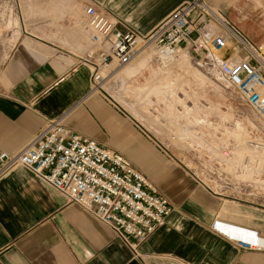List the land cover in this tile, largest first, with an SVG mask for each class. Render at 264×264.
<instances>
[{"label": "crops", "instance_id": "crops-1", "mask_svg": "<svg viewBox=\"0 0 264 264\" xmlns=\"http://www.w3.org/2000/svg\"><path fill=\"white\" fill-rule=\"evenodd\" d=\"M180 1L0 0V152H17L49 121L62 120L123 154L173 205L135 253L85 208L17 166L0 178V264H264V249L237 241L257 234L264 244V200L211 190L125 110L124 96L121 103L92 88L87 4L144 35ZM210 2L236 26L251 21L252 0ZM259 22L247 28L256 39L264 36Z\"/></svg>", "mask_w": 264, "mask_h": 264}, {"label": "built area", "instance_id": "built-area-1", "mask_svg": "<svg viewBox=\"0 0 264 264\" xmlns=\"http://www.w3.org/2000/svg\"><path fill=\"white\" fill-rule=\"evenodd\" d=\"M83 20L94 48L85 59L92 66L94 90L101 89L104 71L129 64L141 46L151 45L156 57L187 49L205 71L217 70L264 124V44L229 26L207 0H181L144 35L94 2L84 7ZM17 166L85 208L135 253L173 210L123 154L71 131L62 120L49 121L17 152H0V178ZM237 241L244 248L264 249L256 240Z\"/></svg>", "mask_w": 264, "mask_h": 264}, {"label": "rangeland", "instance_id": "rangeland-1", "mask_svg": "<svg viewBox=\"0 0 264 264\" xmlns=\"http://www.w3.org/2000/svg\"><path fill=\"white\" fill-rule=\"evenodd\" d=\"M213 7L217 11V7L214 5ZM251 7V13L247 18L251 21L246 23V28L243 29L238 25L244 22L235 23L253 41L264 44V36L256 39L248 33L250 27L258 29L263 24L259 21L264 18V0H252ZM226 16L231 19L232 14ZM1 31L2 26L0 25ZM87 35L90 40L89 31H87ZM147 50L151 53L154 66H162L155 60L154 48L150 45ZM184 51L189 55L190 66L180 69L176 64H172L168 68H163L162 71L170 69L172 71H170L172 73L171 78H182V88L175 91L174 106L176 111L185 114L183 110L179 111L181 107L182 109L185 107L184 109L189 113L190 108L188 105H192V102L197 103L198 110L196 111L199 113L205 109L204 111L208 114L206 120L210 123L209 127L200 128L195 126L185 137H181V134L179 137V134L175 132L176 130H173L174 127L181 125L175 122L178 113L172 115V112L168 109L169 103L164 99V96H159L156 90H152L153 85L146 87V84H143L146 82V77H150L147 75L149 74L148 70H144L141 75L136 77L134 74L126 73L128 65L121 66L120 69L110 74L112 75L111 78H109L110 75L106 78L100 90L112 92L113 96L121 103H124L122 100L124 96L125 110L163 142L169 151L171 150L172 157L177 159L199 182L216 192L236 194L249 199L250 197L252 199L256 197L258 201L264 200V169L260 174L263 179L237 177L235 174L233 175L231 169L224 168L219 159V153L226 156L231 153L233 141L230 139L225 143L211 145L213 139L222 137L223 125L233 127L236 121L245 117L244 122L239 123V127L249 121L264 133V124L233 88L223 81L217 70L205 71L199 58H195V55L193 56L187 49H184ZM137 59L139 57H135L130 63H135ZM191 69H196L198 72L191 71ZM220 113L226 117L220 115ZM248 140V142L256 144L255 138L250 137ZM248 154L249 151L243 152L245 163L248 161ZM257 158L253 163L260 166L264 165L262 157L258 156ZM236 170L240 171L241 166ZM251 193L252 196H250Z\"/></svg>", "mask_w": 264, "mask_h": 264}, {"label": "bare ground", "instance_id": "bare-ground-1", "mask_svg": "<svg viewBox=\"0 0 264 264\" xmlns=\"http://www.w3.org/2000/svg\"><path fill=\"white\" fill-rule=\"evenodd\" d=\"M208 5H210L209 2H208ZM227 20L229 21L227 22L229 26L235 27V29L238 30L240 33L242 32L228 17H227ZM147 47L148 46H143V47L141 46V48L139 49L138 53L135 56V57H139V59H137L135 63H129L127 64L128 66L125 65L127 66L126 73L134 74V76L137 77L141 75L144 70L149 71V74L147 75H149L150 77H146V82L143 84H146V87L147 86L150 87L149 85L151 86L153 85L152 90H156L159 93V96L161 95L164 96L165 97L164 99H166V101L169 103L168 109L170 112H172V115H175V113H178L177 118L175 119L176 121L175 120L174 121L177 122V124H181V125L176 126V128L173 126L174 127L173 130H176L175 132L176 134H179V137H180V134H181V137H185V135H187L189 131H192V129L195 126H199L200 128L209 127L210 123L206 120L208 114L204 111L205 109L198 113V111H196L198 110L197 103L192 102V105H188L190 108L189 113L186 112V110L184 109L185 107H183V109L182 107L181 109H179V111L183 110L185 114H182L176 111L175 106H174L175 99H176L175 91L182 88L183 86L182 78H171L172 73H170L171 71L170 69L169 70L164 69V71H162L163 68H168L172 64H176L178 68L180 69H184L190 66L189 55L185 53L184 50L179 51L178 54L174 57H169V56L156 57L155 55V60L159 62L160 65H162V66L157 67V66H154V63H152L151 53L150 51L147 50ZM181 52H184V53L181 54ZM234 59L239 60L240 56L235 54ZM118 69L120 68L117 67L111 72L104 71L103 72L105 76L104 79L106 80V78H108L110 74H112L114 71H117ZM191 71L198 72L196 69H191ZM111 76L112 75H110L109 78H111ZM105 80H103V82ZM224 82L226 83V81ZM214 86L216 87V85ZM179 104H180V101H179ZM170 112L169 114L171 115ZM195 112L196 114L194 115ZM220 115H223V114L220 113ZM223 116L226 117L225 115ZM244 118L236 121L233 127H227L223 125L222 137L218 139L216 137L215 139H213L211 145L214 146L220 143H225L227 140L231 139L233 141L231 153H229L228 156L223 155V153H219V159L223 167L231 169V171L233 172V175L235 174V176L237 177H242V178H253L254 177L258 180L263 179L260 174L264 169V165L260 166L259 164H254L253 162L258 156L262 157L261 159L264 160V133H262V131L258 129L257 126L253 125L249 121H247L245 124L240 125L239 127V123L240 124L243 123ZM250 137L256 139V142H255L256 144L254 143L252 144L248 142L249 141L248 139ZM244 151H249L248 161H246L247 163H245V161L243 160ZM240 166H241V170L237 171L236 169L239 168ZM238 239L251 240L252 242L256 240L258 244H261L264 246V244L260 241V237L257 234H252L251 237H248V238H238Z\"/></svg>", "mask_w": 264, "mask_h": 264}]
</instances>
